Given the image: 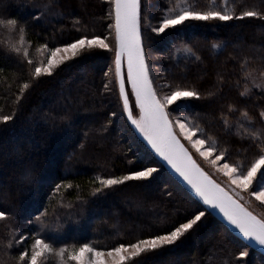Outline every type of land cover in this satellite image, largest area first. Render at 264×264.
I'll use <instances>...</instances> for the list:
<instances>
[{
    "label": "trees",
    "instance_id": "16d2710c",
    "mask_svg": "<svg viewBox=\"0 0 264 264\" xmlns=\"http://www.w3.org/2000/svg\"><path fill=\"white\" fill-rule=\"evenodd\" d=\"M184 1L144 0L142 5V38L154 87L159 93L151 70L156 50L160 82L170 90L177 85L195 89L202 97L183 105L188 111L185 117L206 136L219 139L221 147L228 146L230 162L246 164L256 151L248 134L264 128L260 116L264 89L253 86V78L259 83L264 72V0H228L229 14L253 11L256 17L189 21L174 33L153 34L151 26L162 16L176 14ZM187 1L194 11L219 10L209 7L211 0ZM214 1L221 7L222 0ZM108 11L106 0H0V20L16 18L29 25L23 44L18 30L0 25V121L5 115L13 117L7 126L0 123V207L15 214L0 221V264H18L21 241L13 234H35L39 226L27 218L45 208V222L59 230L46 233L54 251L43 264L62 262L61 247L70 251L89 243L107 251L119 243L165 234L196 210L190 195L165 170L151 184L127 182L115 190L106 189L103 195H92L99 186L93 182L97 176L122 177L147 167L160 169L148 150L139 155L143 143L125 117L119 116L122 105L114 83L112 53L97 50L78 62H66L52 77L37 80L33 75L34 66L47 55L38 51L45 42L61 46L83 34H103L114 44ZM42 12L43 18L35 20ZM13 44L21 47L20 54L12 53ZM23 49L29 53L27 58ZM112 112L118 114L116 118ZM26 172H30L28 180ZM31 243L24 242L29 250ZM231 243L242 245L206 213L203 223L182 242L142 253L124 264H165L169 258H174L169 264H237ZM249 251L248 264H264L262 256Z\"/></svg>",
    "mask_w": 264,
    "mask_h": 264
},
{
    "label": "snow or ice",
    "instance_id": "6c2138e0",
    "mask_svg": "<svg viewBox=\"0 0 264 264\" xmlns=\"http://www.w3.org/2000/svg\"><path fill=\"white\" fill-rule=\"evenodd\" d=\"M106 3L109 8L108 16L113 21L108 28L114 31V44L110 45L107 42L108 36L103 34H83L71 41L63 42L61 46L45 42L38 51L42 55L46 52L47 55L34 66L33 75L37 80L52 77L57 69L66 65L68 61L78 62L79 59L87 58L88 54H94L97 50L112 53L114 83L118 87L119 100L122 101L119 116L122 118L126 114L125 122H130L133 126V135L138 133L150 146L151 151L159 158L157 163L160 169L147 167L143 170H134L122 177L97 176L93 182H98L99 186L92 195H103L106 189L112 191L127 182L151 184L160 175V171L164 170L166 164L194 194L192 202L197 207L193 213L184 217V221L173 224L165 234L138 239L135 243H119L107 251L89 243H81L78 248L73 247L70 251L66 247H61L58 255L62 258V264H124L130 258L140 257L142 253L155 252L166 246H174L178 241L182 242L191 231L203 223L206 213L212 215L215 210H218L230 228L238 230L244 241L241 247L245 250L240 252L237 264H248L244 259L249 256L248 248L255 244L264 250V216H257L250 211L241 202L243 197L240 193H248L264 206V128L248 134L256 151L246 164L237 165L230 162V148L221 147L219 139L206 136L204 130L199 125L191 123L188 117L173 118L172 113L180 107L177 102L200 100L202 99L200 93L195 89L177 85L169 94L160 96L153 84L142 38V22L145 19L142 16V0H106ZM257 15L253 11H245L242 15L234 16L228 12L182 9L174 15L160 17L156 26H150L153 33L161 35L184 25L187 21L227 22ZM42 18L43 12L41 16H34L35 20ZM0 25L13 32L18 30L23 44V35L29 28L26 21L11 18L6 21L0 20ZM11 51L20 54L22 49L13 44ZM28 55L27 49H23V56L27 58ZM196 58L199 59L198 56ZM27 63L33 64L31 59H27ZM111 71L109 68V72ZM105 75L107 76V73ZM253 86L264 89V72H261L259 83L257 78H253ZM107 87L108 85H105V88ZM23 88L28 89L29 84L24 83ZM240 95L244 96V93ZM174 104L177 107L170 109L169 106ZM243 114L248 115L246 111ZM111 115L112 118H116L118 114L112 112ZM260 116L264 118V111ZM12 119L13 117L5 115L0 123L7 126ZM223 123L224 127L229 129L226 119H223ZM107 130L105 128V131ZM224 143L228 144L227 141ZM196 156L216 173L225 177L227 186H222L205 171ZM24 179H30V172L25 173ZM66 187L70 189L72 185L68 184ZM60 188L61 185L58 184L56 191L59 192ZM168 195L171 196L172 193L169 192ZM202 206L206 207L201 210ZM47 214L45 208L39 215L27 218L28 223L39 226L35 229V234L29 233L27 236L22 232L13 234L14 239L21 241L18 245L21 250L16 257L18 264H43L42 258L54 251V242H47L46 233L52 229V226L45 222ZM14 215L13 212L0 207V221ZM28 240L32 241L30 250L24 244ZM12 247L10 243L9 249ZM64 257L66 262L63 261Z\"/></svg>",
    "mask_w": 264,
    "mask_h": 264
},
{
    "label": "rangeland",
    "instance_id": "374dc122",
    "mask_svg": "<svg viewBox=\"0 0 264 264\" xmlns=\"http://www.w3.org/2000/svg\"><path fill=\"white\" fill-rule=\"evenodd\" d=\"M184 5L182 6V8H180L181 10L182 9H190V10H193V8H192V3H189L187 0H185L184 1ZM186 3L189 5V6H186ZM143 4H145V2H144V0H142V5ZM147 5V7H149L148 9H150V4L148 5V4H146ZM216 5V6H215ZM219 6V5H218ZM229 1L228 0H222V2H221V7L219 6V7H217V4H216V2L214 1V0H211L210 1V8H219V10L218 11H220V12H228L229 13ZM181 10H179V11H181ZM178 11V12H179ZM178 12H176V13H178ZM147 14H149V11H148V13ZM172 15H174V14H172ZM188 23H189V21H187ZM224 22V21H223ZM185 24H187L186 22H185ZM184 24V25H185ZM157 25V23L154 25V26H156ZM184 25H181V26H177V28L176 29H174V30H168L169 32H173L174 33V31H176L177 29H179V28H181L182 26H184ZM153 34H155V33H153ZM162 35V34H161ZM178 47H176V49H177ZM174 52H176L177 53V51H174ZM154 54H157V51L155 50V51H153V53H152V55H153V57H151V58H153V66H152V71H153V74H154V78H155V82H156V85H157V88H158V91H159V95L160 96H163V95H165V94H169L170 92H171V88L169 87V86H167V85H164L162 82H160V78H162V73H161V71L159 70V67H158V64H157V58H155L156 56H154ZM176 56H177V54H176ZM175 56V57H176ZM179 56V55H178ZM43 58H44V56H43ZM175 60H176V58H175ZM69 62V61H68ZM113 69H114V67H113ZM114 71V70H113ZM115 79V78H114ZM68 82V80H66V82L65 83H67ZM164 85V86H163ZM59 86H61L62 88H63V86L62 85H59ZM161 86H163V87H161ZM169 89V90H168ZM162 90H164L163 92H162ZM161 91V92H160ZM132 100H133V102H134V98H132ZM177 104H179L180 105V107L179 108H177V110L176 111H174L173 113H172V116H173V118H175L176 116H181V117H185L187 114H188V111L187 110H185L184 109V106L183 105H185L186 103H184V102H177ZM170 107V109H172V108H176L177 106H176V104H174V105H170L169 106ZM120 108V107H119ZM120 111H121V108H120ZM263 120H264V118H263ZM120 137H121V135H120ZM185 144H186V142H185ZM186 146H187V144H186ZM140 150V154L139 155H143V154H147V149L146 148H144V146L142 147L141 145H139V149H138V151ZM194 151V150H193ZM196 159H197V161L199 162V163H201V165H202V167H204L205 168V171H207V172H209L212 176H213V178L214 179H216L217 180V182H220L221 184H222V186H227V180H226V178L225 177H223L221 174H219V173H216L215 172V170L214 169H212V168H210V167H208L206 164H204L200 159H199V157L198 156H196ZM240 195L243 197V199L241 200V202L242 203H244V205L250 210V211H252L255 215H257V216H264V206H261L260 205V203L258 202V201H256L254 198H251L250 196H249V194L248 193H240ZM222 236V235H221ZM233 236V235H232ZM237 239V238H236ZM209 240L208 239H206L205 241H204V243H207ZM239 241V240H238ZM241 242V241H240ZM203 243V242H202ZM242 243V242H241ZM243 244V243H242ZM231 245H232V248H233V252H235L236 254H237V258L239 259V254H240V252L241 251H243V250H245L244 248H242L241 246H240V244H238L237 243V245L238 246H236V245H233L232 243H231ZM249 250H252V249H250V248H248L247 249V251L249 252V256H250V251ZM258 254V253H257ZM212 255L213 256H215V253H212ZM260 255V254H259ZM249 256L248 257H246V258H244L245 260H248L247 258H249ZM261 256V255H260ZM263 258V257H262ZM43 259V263H44V261H45V257H43L42 258ZM130 259H132V258H130ZM129 259V260H130ZM173 260H174V258H169L168 260H166V261H164V263L165 264H169V263H172L173 262ZM183 260V258H181V259H178V261H182ZM252 261V260H251ZM261 261H263V260H261ZM256 264H260V263H258V262H255ZM57 264H62V262L61 261H59Z\"/></svg>",
    "mask_w": 264,
    "mask_h": 264
},
{
    "label": "water",
    "instance_id": "95a60500",
    "mask_svg": "<svg viewBox=\"0 0 264 264\" xmlns=\"http://www.w3.org/2000/svg\"><path fill=\"white\" fill-rule=\"evenodd\" d=\"M117 90H118V87H117ZM120 102H121V105H122V101H120ZM124 117H125L124 120H126V114L124 115ZM127 125L129 126V129H131V131L133 132L134 131V128L130 124V122L127 123ZM135 136L139 140V143H141V144L143 143V146L148 150V152L150 153V155H152L155 158V160L158 161L159 158L155 156V153L151 151L150 146H148L146 144V142L143 141L142 137H140L138 133ZM164 170L167 172V174L169 175V177L172 178L181 187V189H183L185 192H187V194H189L191 198L194 197V194H192L190 192V190L187 188V186L184 185L182 183V181H180V178L178 176H176L174 173L171 172V170L167 167L166 164H165ZM204 207H206V206H202V208H204ZM210 211H212V210H210ZM211 216L214 219H216L218 221V223L221 224L225 229H228L227 231L230 233V235H233L239 241H241L242 243H244V241L242 240L240 234L238 233V230H235V229L230 228V226L227 225V222L223 219L222 215L218 213V210L213 211V214ZM250 249L254 250L256 253L260 254L264 258V250H261V248L258 245L253 244L252 247H250Z\"/></svg>",
    "mask_w": 264,
    "mask_h": 264
}]
</instances>
